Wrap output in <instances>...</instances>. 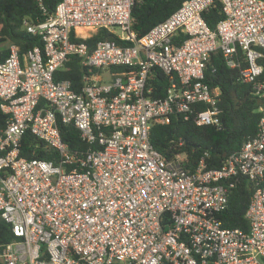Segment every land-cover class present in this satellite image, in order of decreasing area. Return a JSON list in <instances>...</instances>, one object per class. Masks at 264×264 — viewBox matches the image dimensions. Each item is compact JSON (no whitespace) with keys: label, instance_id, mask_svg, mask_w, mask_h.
Masks as SVG:
<instances>
[{"label":"built area","instance_id":"1","mask_svg":"<svg viewBox=\"0 0 264 264\" xmlns=\"http://www.w3.org/2000/svg\"><path fill=\"white\" fill-rule=\"evenodd\" d=\"M35 1L44 18L21 27L40 45L10 44L0 62V221L15 237L0 242V264H264V0H220L214 29L203 17L214 0H185L142 38L134 0H60L51 14ZM99 31L112 38L93 42ZM217 52L261 116L218 168L203 158L189 168L149 133L173 114L222 126L221 89L205 82ZM72 58L88 69L80 87L56 78ZM157 72L169 79L161 96ZM58 124L85 149L63 142ZM27 135L53 158L24 157ZM242 178L254 187L248 231L219 219Z\"/></svg>","mask_w":264,"mask_h":264},{"label":"trees","instance_id":"2","mask_svg":"<svg viewBox=\"0 0 264 264\" xmlns=\"http://www.w3.org/2000/svg\"><path fill=\"white\" fill-rule=\"evenodd\" d=\"M60 0H42L47 14L54 12ZM185 0H134L131 9L132 31L138 38L145 36L155 25L165 20ZM220 0H214V5L203 17L210 29L223 19ZM44 17L35 0H0V62L9 54L8 45H17L21 53L35 45L40 40L22 29L23 20L41 21ZM112 35L99 31L93 42L100 39H111ZM7 44V47L5 46ZM5 46V47H4ZM260 60L264 68V50ZM88 69L80 64L79 59L72 58L64 65L63 70L56 73V78L73 82L80 87ZM264 78V72L263 76ZM153 84L159 89L161 96L168 85V77L157 72ZM205 82L211 87L221 89L222 126L198 127L192 119L184 120L181 114H173L167 124H155L150 129L149 140L153 148L166 159L177 154H184L186 166L194 168L201 158L209 169L218 168L224 157L238 152L243 144L255 136L261 114L257 111L260 102L253 95L251 87L239 82V70L229 69L219 52L210 56L207 64ZM6 117L0 112V128L4 126ZM62 141L72 150H84L79 132L70 125L58 124ZM39 144L33 150L34 144ZM22 155L27 159L49 160L53 156L48 153L42 143L34 141L29 135L22 143ZM253 184L242 178L236 184L229 197L227 208L219 214L222 226L239 228L248 231L245 213L253 193ZM15 237L9 226L0 221V242H10Z\"/></svg>","mask_w":264,"mask_h":264},{"label":"rangeland","instance_id":"3","mask_svg":"<svg viewBox=\"0 0 264 264\" xmlns=\"http://www.w3.org/2000/svg\"><path fill=\"white\" fill-rule=\"evenodd\" d=\"M115 30L118 32V29H115ZM5 46L7 47V44H5ZM5 46H4V47H5Z\"/></svg>","mask_w":264,"mask_h":264}]
</instances>
